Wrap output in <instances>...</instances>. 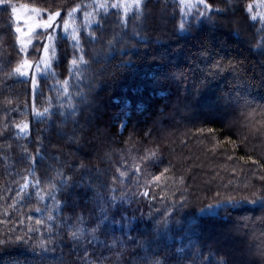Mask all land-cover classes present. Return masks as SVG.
I'll return each mask as SVG.
<instances>
[{"label": "trees", "instance_id": "trees-1", "mask_svg": "<svg viewBox=\"0 0 264 264\" xmlns=\"http://www.w3.org/2000/svg\"><path fill=\"white\" fill-rule=\"evenodd\" d=\"M116 2L8 0V4L0 5V264H96L101 256L107 257L103 264H124L118 254L123 252L126 261L131 248L118 246L109 250L89 244L84 238L74 248L69 240L71 231L89 228L99 218L96 205H84L83 201L73 213L75 197L68 196L56 176L57 170H62L65 177H72L75 182L80 178L81 162L106 170L107 182L115 192L105 190V196L116 197V206L109 208L108 215L138 225L139 231L146 233L145 239L155 237L157 230H162L165 214L173 213V231L165 235L170 247L161 246L162 254L171 257L170 264H177L173 254L181 246L185 255L179 264H207L206 257L217 264L221 256L227 264H264L258 255L264 248V209L259 203H248L249 199H256L254 193L264 196V87L241 89L243 95H238L230 70L208 74L215 60L223 65L229 60H242L249 68L259 60L255 53L257 45H264V24L259 19L262 13L247 12L249 4L232 0L225 23L214 11L208 13L211 20L198 18L204 10L199 3L193 4L190 12L185 7L182 13L181 0H150L152 15L145 25L148 31L141 30L137 38L134 32L140 22L134 12L125 17L122 8L110 6ZM206 2L213 9L225 6L223 0ZM100 3L109 7L94 11L93 5ZM9 5L18 10L29 9L27 13L31 15L37 14L30 9L39 8L42 11L37 16L45 22L49 13L60 11L66 17L71 8L88 5L76 13L79 19L75 25L80 29V47L86 58L107 49L112 41L115 59L109 67L119 65L121 59L130 58L132 63L117 82L89 92L88 80L81 82L75 71L81 66L71 65L72 59L82 53L73 46L75 41L69 34L56 41L57 55L46 73H38L33 67L27 70L28 77L9 78L6 73L18 62L27 59L35 65L43 58L47 32L56 35L58 30L60 36H65L62 20L46 32L16 33L17 24ZM85 11L93 14L90 20L101 21L102 28L92 24L94 35L99 37L95 42L85 27ZM253 15L257 16L255 21L251 19ZM181 23L190 30L181 32ZM68 31L71 33V28ZM18 35L27 44L25 52L20 51ZM30 38L32 42L28 44ZM201 44L208 50L205 57L199 55ZM152 56H162L169 65L185 70L199 65L194 78H203L205 83L198 95L189 98L192 107L187 112H174L169 106L160 115L167 90L154 79L158 65L151 61ZM89 67L95 70L99 66ZM31 75L38 77L35 91ZM84 75L87 77L88 73ZM78 85L90 101L94 98L87 111H82L86 105L78 95ZM187 86L191 90L192 82L188 81ZM167 103L170 105V101ZM73 106L78 110L77 116L66 119L60 115ZM34 108L40 113L49 109L52 115L37 117ZM93 116V124L106 138L103 144L94 141L95 150L89 146L77 153L73 151L77 145L68 143L66 137L73 133L74 120L83 124ZM122 123L126 126L122 127ZM23 124L28 125L27 129L19 131L17 125ZM210 128L212 132L208 131ZM150 149H159L163 163L158 167H145L141 160ZM137 166L141 168L139 174L135 171ZM165 167L169 168L167 178L158 185L149 184L151 177ZM118 169L127 174L121 176ZM112 177L116 178L115 183ZM144 192L148 195H141ZM61 202L62 212L50 211ZM218 204L220 207L207 215L201 212ZM81 212L83 224L77 223ZM49 215L53 216L51 221ZM37 220L41 223L37 224ZM177 220L190 228V234H176ZM131 234L138 236L137 232ZM115 235L121 241L127 240L120 232ZM98 239L112 243L110 234L99 233ZM40 244L49 251L42 252L36 247Z\"/></svg>", "mask_w": 264, "mask_h": 264}, {"label": "snow or ice", "instance_id": "snow-or-ice-1", "mask_svg": "<svg viewBox=\"0 0 264 264\" xmlns=\"http://www.w3.org/2000/svg\"><path fill=\"white\" fill-rule=\"evenodd\" d=\"M198 2L199 4L203 5L204 9L203 11L199 12L198 18H206L208 20H211L212 17L209 16L208 13L214 11L218 15L219 19L227 23L226 13L228 12V5L231 4L232 0H223L225 6L217 7L215 9H213L211 4L207 3L206 0H198ZM149 3L150 0H118V2L112 3L110 6L117 9L122 8L125 17H127L129 12H134L135 18L140 22V25L134 32V35L139 38V33L141 30H143L144 32L148 31L145 25L148 23L149 18L152 15L151 10L149 9ZM181 3L182 5H184V7L181 8L182 13L184 12L185 7L188 8L189 12L191 11V4H186L185 0H181ZM5 4H8V0H0V5ZM87 7L88 5H77L68 11L66 17L62 16V13L60 11L49 13L47 21L42 24V27L45 30L52 29L54 27V24H57L59 20H62L65 36H60L58 30L56 31V35H53L51 32H47L46 40L48 41V43L43 44V58L35 65L29 63L27 59L18 62L10 72L6 73V75L9 78L13 76L28 77L29 71L27 70H30L33 67H35L38 73H46L49 68L53 67L52 59L57 55L59 44L56 43V41L64 40L67 38V35L70 34L72 39L75 41V44L73 46L82 53L78 58L74 57L72 59L71 65L75 67L77 63H79V65L81 66L76 67L75 71L78 74L81 82H83L85 79L88 80L90 87L87 91L91 92L96 87H103L104 84L117 82L121 78L122 72L127 69V66L131 64L132 61L130 58L128 60L121 59L119 65L109 67V65H111V61L115 59V56L112 55V51L115 47L112 41L108 42L107 49L102 48L96 53L93 58H86L87 54L84 53L83 48L80 47V38L78 36L80 29H78L75 25L76 21L79 19L76 13ZM108 7L109 4L107 3L93 5L94 11H97L98 9H106ZM248 10L251 11V6H249ZM21 11H29V9L25 8L18 10L15 6H11L13 19L19 20V12ZM30 11L39 15L42 10L39 8H32L30 9ZM92 15V13H89L87 11L84 12L85 27L88 29V35L91 37L92 42H95L97 39H99V37L94 35L92 24L95 23L101 28L102 25L100 20H90L89 18ZM251 19L255 21L257 19V16L253 15L251 16ZM259 19L260 22L264 24V15H261ZM69 28H71V33H69L68 31ZM179 30L181 32H185L189 31L190 29L186 27L185 24L181 23ZM20 31L21 30L19 27L15 28L16 33H20ZM236 34L238 35L239 33L236 32ZM36 35L39 36L40 33H37ZM16 40L17 43L21 45L20 51L25 52L27 44H25L21 40L19 35L16 37ZM31 42L32 40L30 38L28 40V44H31ZM257 49L258 50L255 54L259 57V60L253 61L250 68L242 60H229L227 65H223L221 61L215 60L212 64V70L208 74L215 75L216 73L230 70L234 75L233 86L237 89L238 95H243V93L240 91L241 89L264 87V45H257ZM121 51L124 53V55H128V52L126 50L121 49ZM49 53H51V55H49ZM199 55L201 57H205L208 55V50L203 44H201L200 46ZM151 61L158 65V71L156 72L154 79L161 88L167 90V95L164 97V99L166 100V104L164 108L160 110V115H163L164 111H166L169 106H171L174 112H179L180 110H184L185 112H187L192 107L189 98H194V94L198 95L201 87L205 83L203 78H200L199 80L194 78L196 76V69L199 67V65H196L195 68L187 67V70H185V68H181L179 66L169 65L168 63H166L165 58L162 56H152ZM41 65H43V69H41ZM89 65H98L99 67L93 70V68L89 67ZM71 71L72 69H70V72ZM201 71H203V69H201ZM85 72L88 73L87 77H85L84 75ZM189 73H191V75H189ZM29 78L31 79L33 90L35 91L39 87L38 77L36 75H31ZM188 81L192 82L191 90L187 86ZM64 85V92L67 93V80L64 81ZM181 85H184V87L181 88ZM77 90L82 102L86 105L85 109H83L82 111H87L88 107H90V104L95 102L94 98L90 101L88 95L85 94L84 90H82L79 85ZM172 97H175V99L172 100ZM169 101L170 105L169 103H167ZM61 107H63V105H61ZM82 111L80 114H82ZM34 114L40 118H43L46 114L49 116L52 115L49 109H45L44 113H40L35 111V108ZM77 114L78 110L74 106L71 107L67 112L60 113V115L64 116L66 119L75 117L77 116ZM94 119V116L86 118L83 124H81L78 119L73 121V133L72 135L66 137L68 143H75L77 145V147L73 149V151L79 153L81 148L89 146L92 147V150H95L96 145L94 141L96 140H100L101 144H103L106 136L104 133H102L99 126H95L93 124ZM125 126L126 124L122 123V127ZM27 127V124L17 125L19 131H24L25 129H27ZM208 131L212 132L213 129L210 128L208 129ZM146 135H150V132L146 133ZM105 155H107V153H105ZM52 159L59 161L60 158L53 157ZM85 159H87V157H85ZM141 160L144 161L145 167H148L149 165H151L152 167H158L161 163H163L162 157L159 153V149L148 150L146 154L141 157ZM78 169L82 171L80 173V178L75 182H73L72 177H65V174L62 170H57L56 176L60 178V186L67 190L69 197H75L76 203L71 207V211L73 213L75 212L76 206H78L80 202L83 201L84 205H87L89 203L96 205V210L97 212H99V218L89 228L81 227L70 232L69 240L72 242L73 247L75 248L77 243L82 238H84L87 239V242L89 244L101 245L102 247L109 250L115 249L118 246L121 248H131V251L127 254L126 261L123 252L118 254L119 258L124 261V264H170L171 257L169 255L162 254L161 246H163L164 249H168L170 247L167 243V240L165 239V235L173 231V229L171 228V225L173 223V213L167 212L165 214V218L161 222L162 230H157V235L155 237H153L151 240L145 239L144 237L146 233L140 232L138 225H133L131 222H125L123 218L120 221H117L114 216L110 217L108 215L109 208H115L116 206V197L114 195H109L107 197L105 196V190H107L109 193L115 192V188L111 187L107 182L108 177L106 170L101 167L91 168L83 162L79 164ZM118 171H120L121 176H125L127 174L124 170L118 169ZM135 171L137 172V174H139L141 172V168L137 166L135 168ZM168 171L169 168L165 167L159 175H153L151 177V180L149 181V184L155 183L158 185V183L162 179L167 178L165 174ZM115 182L116 178L112 177V183ZM37 184H39V181H37ZM26 186V184L22 185L21 188L23 189V187ZM52 187L56 188L57 186L52 185ZM141 195L147 196L148 193L144 192L141 193ZM253 195L256 196V199H249L248 203H259L260 207L264 209V196H259L256 193H254ZM62 203L63 202L58 203L57 206L50 211L62 212L64 210V208L62 207ZM182 206L183 202H181V207ZM219 207V204L215 206L209 205L208 210L201 209V212L207 215L210 210H212L213 208L218 209ZM37 211L39 212L40 209L38 208ZM48 219L49 221H51L53 219V216L49 215ZM83 222L84 216L81 212V214L77 216V223L83 224ZM40 223L41 221L37 220V224ZM175 223L177 226L176 234L186 232L190 234V228H187L186 225H182L179 220H177ZM31 230L32 229H29V231ZM116 232H120L121 235L126 236L127 240L121 241L120 239H118L115 235ZM132 232H137L138 236H132ZM99 233H104L105 235L110 234L112 236V243L100 241L98 239ZM17 240L18 242H20L21 238H17ZM36 247H40L42 249V252L44 253L49 251V249L43 244L37 245ZM87 255V250H85V256ZM173 255L176 258L177 264H179V261L183 259L185 255L184 248L182 246L177 248L176 253ZM258 255L262 260H264V248L259 250ZM106 259L107 257L101 256L96 260V264H103V261ZM197 259H199V257H197ZM205 260L207 264H212L211 257H206ZM217 264H227V259L221 256L217 261Z\"/></svg>", "mask_w": 264, "mask_h": 264}, {"label": "rangeland", "instance_id": "rangeland-1", "mask_svg": "<svg viewBox=\"0 0 264 264\" xmlns=\"http://www.w3.org/2000/svg\"><path fill=\"white\" fill-rule=\"evenodd\" d=\"M243 1H245L247 5L249 4L251 6V11L247 10V12H253L255 10L256 12L262 13V15H264V0H243ZM185 3L193 5L196 3L198 4L199 2L198 0H185ZM27 12L28 11L19 12V20L15 19L17 27H19L20 30L29 33L38 32L39 30L40 32H46V30L42 27V24L45 22V20L41 19L37 15H33V14L31 15Z\"/></svg>", "mask_w": 264, "mask_h": 264}]
</instances>
